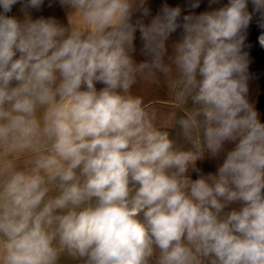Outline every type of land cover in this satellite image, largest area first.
Returning <instances> with one entry per match:
<instances>
[{
  "label": "clouds",
  "instance_id": "1",
  "mask_svg": "<svg viewBox=\"0 0 264 264\" xmlns=\"http://www.w3.org/2000/svg\"><path fill=\"white\" fill-rule=\"evenodd\" d=\"M18 2L0 0V264H264L248 0H209L182 22L164 4L148 24L134 19L147 0H59L67 25L7 15ZM252 3L264 14V0ZM160 76L190 147L133 93ZM205 149L223 161L192 179Z\"/></svg>",
  "mask_w": 264,
  "mask_h": 264
},
{
  "label": "crops",
  "instance_id": "2",
  "mask_svg": "<svg viewBox=\"0 0 264 264\" xmlns=\"http://www.w3.org/2000/svg\"><path fill=\"white\" fill-rule=\"evenodd\" d=\"M164 4H166L164 0H147L149 15L144 17L137 13L134 19L139 18L145 24H148L160 12ZM218 4L213 5V8L227 5L228 0H219ZM180 8V21L182 22L181 19L186 15L187 10L186 7L185 9L183 7ZM193 9L196 10V8ZM247 11L252 18L246 30L242 32L244 36L242 52L247 55L248 60V100L259 113L261 122L264 123V43H261V38L264 37V14L254 10L252 0H248ZM25 13L33 19L43 16L44 18H55L58 22L65 25L68 23V10L60 5L59 0H44L39 9H25L24 0H21L15 6L14 17L23 20ZM181 31L182 29H177L175 33H172L169 43L173 40H178ZM134 46L136 48L135 59L137 62L143 61L145 59L141 52L143 40L139 30L135 33ZM169 54H171V48H169ZM97 87H102V85L98 84ZM133 93L142 97L144 103L155 111L157 125L161 130L169 132L170 138L175 141L177 146L190 147V144L184 139L182 128L177 123L184 114L183 109L174 105L168 81L163 76H160L155 82H138L133 88ZM232 146L231 144H226L225 151L230 150ZM224 154V152H221L218 156L213 157L205 149L203 158L196 161V168L199 169V172L190 173L192 179L198 178L199 175L215 174L223 161ZM63 264H71V262L64 261Z\"/></svg>",
  "mask_w": 264,
  "mask_h": 264
},
{
  "label": "rangeland",
  "instance_id": "3",
  "mask_svg": "<svg viewBox=\"0 0 264 264\" xmlns=\"http://www.w3.org/2000/svg\"><path fill=\"white\" fill-rule=\"evenodd\" d=\"M164 1L170 7H173V6L178 7L179 6V7H183L184 9L186 7V10H187L186 15L187 14H193V13L199 14L202 11L208 10V3H209V0H199V7H196V10H194L192 8V4L196 3L197 0H164Z\"/></svg>",
  "mask_w": 264,
  "mask_h": 264
},
{
  "label": "built area",
  "instance_id": "4",
  "mask_svg": "<svg viewBox=\"0 0 264 264\" xmlns=\"http://www.w3.org/2000/svg\"><path fill=\"white\" fill-rule=\"evenodd\" d=\"M15 6H16V4L12 6L11 11L9 13H7V15L14 16V14H15ZM2 11H3L2 8H0V12H2Z\"/></svg>",
  "mask_w": 264,
  "mask_h": 264
}]
</instances>
